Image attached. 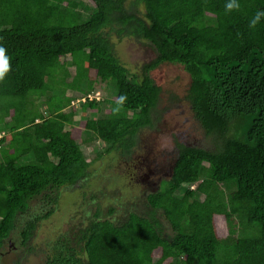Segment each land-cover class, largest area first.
Here are the masks:
<instances>
[{"label":"trees","instance_id":"trees-1","mask_svg":"<svg viewBox=\"0 0 264 264\" xmlns=\"http://www.w3.org/2000/svg\"><path fill=\"white\" fill-rule=\"evenodd\" d=\"M125 1L0 0L8 56L0 77V249L33 199L88 176L84 131L107 152H133L139 132L159 118L161 87L150 72L170 62L190 76L185 99L206 146L176 140L170 176L146 195L144 214L115 223L96 212L79 230L81 251L66 239L47 264H264V17L249 27L264 0H237L231 10L229 0H135L142 12ZM112 34L147 42L155 58L131 71ZM96 79L115 91L108 109L72 124L65 92L89 94ZM37 96L48 98L44 112L29 108ZM100 99L83 108L99 111ZM34 228L22 227L23 244Z\"/></svg>","mask_w":264,"mask_h":264},{"label":"rangeland","instance_id":"rangeland-1","mask_svg":"<svg viewBox=\"0 0 264 264\" xmlns=\"http://www.w3.org/2000/svg\"><path fill=\"white\" fill-rule=\"evenodd\" d=\"M134 1L126 0L125 6L142 12L143 5L135 6ZM111 39L115 53L131 71L139 72L143 63L156 56L153 48L143 40L118 37L116 34H112ZM61 60L69 71L70 77L67 79L70 80L75 73L70 57L67 55ZM150 74L161 87L156 126L139 132L137 144L128 156H122L117 151L107 152V143L84 131L83 137L90 136L89 142L80 143L85 157L91 161L88 176L74 185L60 187L53 193L33 199L28 212L19 217L17 227L0 249V264H47L66 239L69 245L80 252L79 230L86 226L96 212L101 218L107 217L119 223L130 211L144 214L148 210L146 195L158 189L161 182L170 176L176 140L206 146L203 131L185 99L189 74L180 64L170 62L160 63ZM93 83L94 91H91L100 92V100H105L99 111L83 108V93L80 91L68 89L64 94L72 99L65 110H73L74 125L84 118L104 115L109 107L106 102L114 96L115 91L108 82L96 79ZM54 94V91L48 92V95ZM31 100L33 104L29 108L45 111L47 96H37ZM184 189L180 188L176 194L181 195ZM156 216L164 233L171 234V226L163 212L158 210ZM27 221H32L35 228L30 239L23 244L21 230Z\"/></svg>","mask_w":264,"mask_h":264},{"label":"clouds","instance_id":"clouds-1","mask_svg":"<svg viewBox=\"0 0 264 264\" xmlns=\"http://www.w3.org/2000/svg\"><path fill=\"white\" fill-rule=\"evenodd\" d=\"M239 4L237 0H229V2L225 5L226 10H231L234 8H238ZM264 17V10H257L253 17L249 20V27H254L261 18ZM8 70V56L6 55L5 49L3 46H0V77ZM125 96L121 95L118 103H122L125 100ZM113 111H117V109H113Z\"/></svg>","mask_w":264,"mask_h":264},{"label":"built area","instance_id":"built-area-1","mask_svg":"<svg viewBox=\"0 0 264 264\" xmlns=\"http://www.w3.org/2000/svg\"><path fill=\"white\" fill-rule=\"evenodd\" d=\"M95 93H97L95 95ZM98 94H100V92L96 91V92H91L89 94H86L82 97V100L85 101L86 99H92V98H96V99H100V97L98 96Z\"/></svg>","mask_w":264,"mask_h":264},{"label":"flooded vegetation","instance_id":"flooded-vegetation-1","mask_svg":"<svg viewBox=\"0 0 264 264\" xmlns=\"http://www.w3.org/2000/svg\"><path fill=\"white\" fill-rule=\"evenodd\" d=\"M144 177H147V175H145Z\"/></svg>","mask_w":264,"mask_h":264}]
</instances>
